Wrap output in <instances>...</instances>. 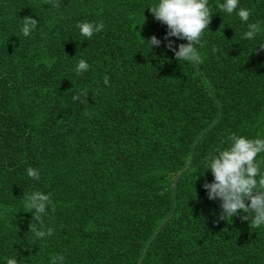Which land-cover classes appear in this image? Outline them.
Instances as JSON below:
<instances>
[{"label":"trees","instance_id":"trees-1","mask_svg":"<svg viewBox=\"0 0 264 264\" xmlns=\"http://www.w3.org/2000/svg\"><path fill=\"white\" fill-rule=\"evenodd\" d=\"M0 210V264H264V0H0Z\"/></svg>","mask_w":264,"mask_h":264},{"label":"rangeland","instance_id":"rangeland-1","mask_svg":"<svg viewBox=\"0 0 264 264\" xmlns=\"http://www.w3.org/2000/svg\"><path fill=\"white\" fill-rule=\"evenodd\" d=\"M175 26V24L173 23L171 25V28H173ZM13 211H9V210H4V211H1L0 210V223H6L8 220L12 219L13 218Z\"/></svg>","mask_w":264,"mask_h":264}]
</instances>
